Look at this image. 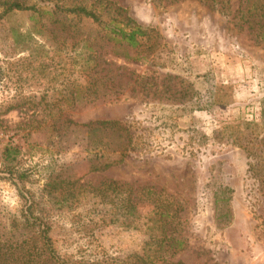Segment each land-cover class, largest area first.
<instances>
[{"label":"rangeland","instance_id":"obj_1","mask_svg":"<svg viewBox=\"0 0 264 264\" xmlns=\"http://www.w3.org/2000/svg\"><path fill=\"white\" fill-rule=\"evenodd\" d=\"M107 1L153 29L157 46L130 50L126 60L111 43L92 41L94 68L80 73V36L37 34L25 15L0 22V240L28 199L60 257L138 264L135 255L157 249L144 248L155 233L146 219L133 227L109 221L120 204L92 199L69 209L43 195L51 181L72 176L80 188L115 182L119 198L139 200L150 189L178 202L184 221L175 234L184 242L172 264H264V132L239 129L258 121L264 97V38L255 36L264 9L255 26L242 16L244 0H229L224 12L200 0ZM100 120L121 130L97 138L127 151L118 164L85 173L94 144L85 145L77 125ZM10 143L18 154L4 162ZM9 164L23 196L4 174Z\"/></svg>","mask_w":264,"mask_h":264},{"label":"trees","instance_id":"obj_2","mask_svg":"<svg viewBox=\"0 0 264 264\" xmlns=\"http://www.w3.org/2000/svg\"><path fill=\"white\" fill-rule=\"evenodd\" d=\"M200 1L206 3L207 6L214 5L223 12L228 9L229 5V0ZM263 7L264 3H260L259 0H244L240 10L242 16L246 17L245 22L247 23L250 19L257 26ZM15 15H25L32 30L37 34L40 33V30H44L53 40L56 38V31L70 33L67 36L69 38L80 36L78 42L82 44L81 51L84 50V56L79 57L83 62L82 65H79L82 71L80 73H83L89 65H92L89 71L94 68V57L91 56V47L89 46L92 41L111 43L114 48L120 50V55L126 60H130L128 54L130 50L135 55L141 52L144 55L146 51L150 52L157 46L156 34L153 29L136 24L128 17L125 9L117 7L107 0H0V22ZM83 26H88L89 29L82 30ZM257 29L259 31L255 36L264 38V23ZM132 59H136V57ZM83 75L87 76L88 74ZM74 96L78 98L76 93ZM66 124L70 129L76 126L70 121H67ZM120 126L119 122L104 120L77 125L79 131L84 132L86 138H89L85 145L89 147L94 144L93 153H90V158L86 160L85 173L101 171L121 162L122 156L127 151V146L121 145L117 153L116 150H111L109 145L103 144L96 136L97 133L119 132ZM240 127V130L242 128L248 130V134L251 136L257 137L264 132V97L260 103L258 121H249ZM57 134L55 139L59 137ZM97 142L105 147H96L95 143ZM233 143L235 142L231 141V144ZM17 149V145L8 144L2 151L3 161H7L11 154L16 156ZM3 169L4 174L11 178L16 189L18 188L20 195L23 196L20 189L21 174L15 165L9 164ZM77 180L79 178L74 180L72 176H69L58 181H51L48 189H43V195H54L56 204H61L69 209L84 205L92 199L100 200L104 204H120V208L114 210V213H110L113 215L110 216L109 221L113 220V222L133 227L139 219H146L155 231L147 236V241L143 245L144 248L155 246L157 249L150 250L148 254L135 255L137 263L172 264L170 262L172 257L176 251L182 248L184 242L182 237L175 234L176 225L182 219L179 215L182 209L178 202L170 196L163 195L161 192L156 193L150 189H141L139 200L138 195H134L132 199H130V195L119 198L117 189L120 186L115 182L110 181L99 183L95 187L80 188V186H76ZM36 212V204L24 199L18 218L10 220L9 230L0 240V264H83L81 261H72L55 253L52 240L49 237L51 226L42 215L35 214Z\"/></svg>","mask_w":264,"mask_h":264}]
</instances>
